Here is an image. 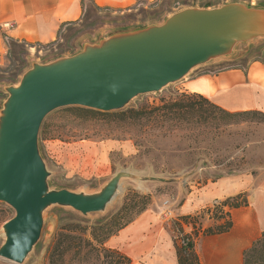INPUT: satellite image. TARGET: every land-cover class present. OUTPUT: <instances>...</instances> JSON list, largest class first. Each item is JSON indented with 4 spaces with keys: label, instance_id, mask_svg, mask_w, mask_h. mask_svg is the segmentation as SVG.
Returning a JSON list of instances; mask_svg holds the SVG:
<instances>
[{
    "label": "rangeland",
    "instance_id": "obj_1",
    "mask_svg": "<svg viewBox=\"0 0 264 264\" xmlns=\"http://www.w3.org/2000/svg\"><path fill=\"white\" fill-rule=\"evenodd\" d=\"M232 2L252 7L264 5V0H137L129 6L113 7L82 0L80 19L62 26L54 41L7 39L6 52L0 62V109L9 95L6 87L17 85L34 63H50L79 53L86 46L98 45L111 36L162 24L182 9L213 8ZM5 25L12 27L10 23ZM236 48L228 55L193 67L184 77L199 67L214 72L245 67L249 61L261 58L264 36L240 42ZM184 77L159 91L131 99L121 110L145 108V116L128 125L101 121L80 124L63 108L45 116L38 133V149L48 171L50 189L96 193L116 172L124 171L126 176L120 179L116 196L102 212L82 215L68 206L46 207L40 237L19 264H45L47 248L60 226L77 218L93 223L110 216L122 205L130 190L151 195V207L158 210L174 245L179 244L174 221L187 215L178 211L182 204L193 207L199 193L220 176L239 172L254 174L264 169V112L233 118L221 116L212 111L210 102H203L204 111H198V105L193 110L154 109L186 100L181 93L187 91L180 86ZM125 140L131 144L130 151L119 145ZM220 200L192 208L188 214ZM13 215L14 209L0 201V245L4 241L2 225ZM198 222L202 228L213 223L205 213L199 216ZM183 231L190 233L191 224H184ZM203 236L206 235L196 237L195 243L202 244ZM117 244L126 251V241ZM0 263L18 264L2 257Z\"/></svg>",
    "mask_w": 264,
    "mask_h": 264
},
{
    "label": "water",
    "instance_id": "obj_2",
    "mask_svg": "<svg viewBox=\"0 0 264 264\" xmlns=\"http://www.w3.org/2000/svg\"><path fill=\"white\" fill-rule=\"evenodd\" d=\"M264 36V8L228 3L186 8L164 23L111 36L74 55L34 63L17 85L6 87L0 109V201L14 209L3 225L0 257L21 263L38 241L43 210L68 206L82 215L102 212L124 171L96 193L50 189L38 149L47 114L68 106L110 112L134 97L161 90L193 67L231 53L236 43Z\"/></svg>",
    "mask_w": 264,
    "mask_h": 264
},
{
    "label": "crops",
    "instance_id": "obj_3",
    "mask_svg": "<svg viewBox=\"0 0 264 264\" xmlns=\"http://www.w3.org/2000/svg\"><path fill=\"white\" fill-rule=\"evenodd\" d=\"M92 1L98 6L125 7L137 0ZM82 11V0H0V62L8 38L52 42L62 26L80 19ZM7 23L12 27L5 25ZM237 44L232 51H236ZM180 86L184 91L203 95L226 111L264 112V51L260 59L249 61L243 68L232 67L218 72L195 68L184 77ZM119 145L124 150H131L129 141ZM238 194L246 197V205L230 211L231 228L201 237L202 244L195 243L202 264L243 263L244 250L264 230V169L254 174L239 172L220 176L199 193L194 202L196 206H184V203L178 208L179 213L188 214L206 203ZM151 206L110 237L107 245L127 255L131 263L178 264L171 232L161 221L158 210ZM119 241L127 242L126 251L118 247Z\"/></svg>",
    "mask_w": 264,
    "mask_h": 264
},
{
    "label": "trees",
    "instance_id": "obj_4",
    "mask_svg": "<svg viewBox=\"0 0 264 264\" xmlns=\"http://www.w3.org/2000/svg\"><path fill=\"white\" fill-rule=\"evenodd\" d=\"M252 7V6H250ZM264 8V5L255 7ZM186 100L174 101L172 104H163L154 109H194L204 111L203 102H210L198 93H181ZM196 98V101L189 99ZM197 102L198 104H196ZM211 103V102H210ZM145 108H126L119 111L104 112L82 106L64 107L63 111L80 121V124L95 121L118 122L124 125L140 121L145 116ZM212 111L221 116L238 117L255 114V110L229 112L221 107L211 104ZM85 137L87 134H84ZM84 137V138H85ZM242 197V198H241ZM151 195L130 190L124 197L122 205L110 216L90 223L83 218H77L60 226L46 251L45 264H131L130 258L118 249L109 247L107 241L119 230L132 222L140 213L148 208ZM246 205L242 194L227 197L223 200L207 205L194 214L181 216L174 221L180 238V243L175 244L178 264H202L195 251V238L199 235H212L228 231L232 226L230 209ZM227 207L228 210L223 208ZM205 213L212 220V225L202 228L198 222L199 216ZM184 224H191L192 231L185 233ZM242 264H264V230L260 236L243 252Z\"/></svg>",
    "mask_w": 264,
    "mask_h": 264
},
{
    "label": "built area",
    "instance_id": "obj_5",
    "mask_svg": "<svg viewBox=\"0 0 264 264\" xmlns=\"http://www.w3.org/2000/svg\"><path fill=\"white\" fill-rule=\"evenodd\" d=\"M1 264V263H0Z\"/></svg>",
    "mask_w": 264,
    "mask_h": 264
}]
</instances>
